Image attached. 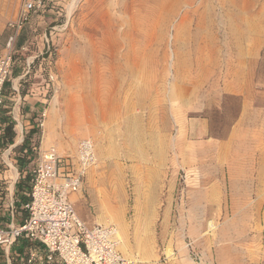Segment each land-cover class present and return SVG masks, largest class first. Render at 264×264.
Segmentation results:
<instances>
[{"label":"rangeland","instance_id":"1","mask_svg":"<svg viewBox=\"0 0 264 264\" xmlns=\"http://www.w3.org/2000/svg\"><path fill=\"white\" fill-rule=\"evenodd\" d=\"M58 1L18 57L56 149L95 144L78 214L130 264H264V0Z\"/></svg>","mask_w":264,"mask_h":264},{"label":"built area","instance_id":"2","mask_svg":"<svg viewBox=\"0 0 264 264\" xmlns=\"http://www.w3.org/2000/svg\"><path fill=\"white\" fill-rule=\"evenodd\" d=\"M48 1L23 0L17 20L10 23L14 31L8 38L6 48L0 52V118L6 100V86L15 63L18 33L32 13L45 10ZM46 118L47 110L44 109L38 121L41 130L45 128ZM23 133L21 131L17 143L24 142ZM17 143L4 150L2 160L19 174L11 160L12 148ZM96 162L95 144L90 138L80 140L75 155L60 153L55 146L40 154L32 170L27 199L20 201L27 213L26 218L16 223L13 213L11 222L0 226V246L7 258L4 259L6 264H12L10 251L23 237L38 244L25 258V264L129 263L121 252L122 237L118 227L113 223L87 224L78 215L71 200V194L82 189L88 169ZM14 203L12 199V207ZM22 259L24 264V257Z\"/></svg>","mask_w":264,"mask_h":264},{"label":"crops","instance_id":"3","mask_svg":"<svg viewBox=\"0 0 264 264\" xmlns=\"http://www.w3.org/2000/svg\"><path fill=\"white\" fill-rule=\"evenodd\" d=\"M52 3V8L55 7V4L58 3V0H49ZM23 0H0V52L6 48L7 41L9 36L13 33L14 29L10 26L11 22L17 20ZM51 11L54 13L53 9L42 11V14H32L30 20L26 24L30 28H35L37 24H41L45 17L44 13ZM26 38L24 34V27L18 33L16 45H15V63L12 69V74L10 80L6 86V100L5 104L1 110L0 118V134L4 132V127L8 122H14V129L17 133L16 139L10 145L17 143L21 131L24 133V142L17 143L12 148L11 160L13 164H16V168L19 170V174L14 177L13 184H10L9 178L11 174L7 166L6 169H0V226L8 224L12 220V214L15 213L14 221L16 223H21L27 216V213L21 207V200L24 201L27 199L25 196L28 195L26 187L24 189H19L17 185V180L21 177L27 182V177L29 178V184L31 185L32 180V170L37 163V160L45 149H48L54 144H59L63 134L61 129V122L59 117V111L56 106L49 102L48 98L45 96V87H36L33 89L24 88L23 83L27 81V64L24 62V58L18 57V55H24L26 50ZM47 110L46 125L43 130L39 128L38 121L41 115V112ZM7 117V121L5 118ZM16 121V122H15ZM18 121V122H17ZM1 136V135H0ZM38 143V145H36ZM18 145H23L22 155L16 156L14 149ZM3 148L0 154V157H3V151L7 149ZM72 155V154H71ZM5 156V155H4ZM76 163V159H73ZM22 163V164H21ZM31 164L33 166L31 167ZM21 166V168H20ZM10 184L5 186L4 184ZM75 199H80V195L77 193L71 194ZM71 196V197H72ZM12 199L15 201L14 206H11ZM14 208V209H13ZM78 213V212H77ZM87 224L93 225L96 224L97 220L93 217H88L86 215L78 214ZM24 239L28 240L30 243H33L31 248H28L30 251L34 247H38L37 243L29 240L26 237L21 238L18 243L24 245ZM14 246L12 247L10 253H29L28 249L26 251L15 250L12 252ZM126 248V244H124ZM17 249V248H16ZM0 252L4 253L3 247L0 246ZM121 252L126 259L130 260V253H124L121 248ZM18 256V254H16ZM5 258V256L3 257ZM26 257H24L25 259ZM7 259V258H5ZM39 264V263H36ZM59 264V263H53Z\"/></svg>","mask_w":264,"mask_h":264},{"label":"trees","instance_id":"4","mask_svg":"<svg viewBox=\"0 0 264 264\" xmlns=\"http://www.w3.org/2000/svg\"><path fill=\"white\" fill-rule=\"evenodd\" d=\"M6 122L7 121V117L5 118ZM0 152L3 148L7 147L10 143H13L16 139V131L14 129V122H8L6 124V126L4 127V132L2 134H0ZM36 145H38V143H36ZM23 145H18L15 147L14 149V153L16 156H20L22 155V151H23ZM22 164V163H21ZM17 185L19 187V189H24V187H26L27 191L29 192L30 190V184L28 182H26L24 180L23 177H20L17 180ZM27 198V196H25ZM20 240V239H19ZM18 240V241H19ZM18 241L14 244V248L12 250H19V251H26V249L31 248L33 246V243L29 242L28 240L24 239V245H20L18 243ZM17 248V249H16ZM30 250L28 249V252ZM18 254V256L16 255ZM29 253H11V257H12V264H23V259L22 257H27ZM0 257H4V253L0 252ZM24 264H25V259H24ZM49 264H53V263H49Z\"/></svg>","mask_w":264,"mask_h":264}]
</instances>
